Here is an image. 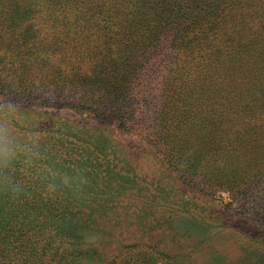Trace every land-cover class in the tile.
I'll return each instance as SVG.
<instances>
[{
    "label": "trees",
    "instance_id": "trees-1",
    "mask_svg": "<svg viewBox=\"0 0 264 264\" xmlns=\"http://www.w3.org/2000/svg\"><path fill=\"white\" fill-rule=\"evenodd\" d=\"M225 3L223 0H0L1 47L12 60L1 73L4 77L39 81L36 90L51 94L47 105L87 109L101 119H115L128 100L131 106L145 104L147 108H137L133 116L131 113V125L141 128V135L157 148L177 178L202 192L218 184L232 193V208L236 202L238 210L250 211L249 206L253 209L255 201L243 197L245 193L239 190L244 182L236 181L237 174L226 182L217 180L226 177L225 163L231 152L221 153L213 137L203 140L194 137L196 132L209 128L239 125L245 133L242 146L245 162L264 166V71L256 74V80L247 76L252 83L233 91L240 97L234 102L241 105L239 117L202 116L208 112L201 105L212 101L213 110L217 105L214 82L206 75L212 72L203 74L202 68L220 58L215 42L225 33ZM27 23L37 36L32 49L22 45ZM226 40L233 41L229 47L239 45L236 51L253 49L247 44L240 45L231 36ZM66 46L71 54L66 52ZM225 69L221 66L218 71ZM121 88H131V95ZM146 88L150 90L142 94L141 90ZM153 101L156 105L151 107ZM41 142H45L44 138ZM43 146L50 164L64 174L79 175L83 183L49 194L37 176L22 174L21 178L30 182L26 183L27 196L13 201L0 195V264H177L176 254L164 242L126 244L122 255L117 251L109 257L103 250L106 245L85 244L72 230L71 219L87 216L92 207L97 209L102 202L110 207V198L99 202L97 195L92 199L82 197V188L91 186L95 192L99 189V175L89 179L90 172L84 174L83 158L61 161L58 142L51 148ZM93 152L87 154L88 160L94 158ZM238 152L241 154L239 149ZM212 162H216L214 167ZM114 168L103 169L105 179H112ZM31 176L33 179L28 180ZM177 215L172 212L165 224ZM259 223L264 227V215L259 217ZM249 247L253 253L264 255V244L256 242ZM213 261L214 258L212 264Z\"/></svg>",
    "mask_w": 264,
    "mask_h": 264
},
{
    "label": "rangeland",
    "instance_id": "rangeland-1",
    "mask_svg": "<svg viewBox=\"0 0 264 264\" xmlns=\"http://www.w3.org/2000/svg\"><path fill=\"white\" fill-rule=\"evenodd\" d=\"M223 1L226 2L223 5L226 29L225 33L220 34V41L215 42L218 43L216 54L220 53V58L202 68L205 69L203 74L212 72L206 75L214 82L217 95L214 93L217 104L215 110L210 105L212 101L201 105L208 112L202 116L212 119L239 117L241 105L234 102L240 97L237 98L233 91L252 83L247 76L256 80V74L264 71V0ZM26 27L22 45L32 49L37 36L32 26L27 23L24 25ZM230 36L240 45L252 46V51H236L239 45L229 47L233 45L232 40H226ZM2 44L1 39L0 99L11 100L19 105L20 131L38 130L37 133L45 140L43 144L48 148L58 142L62 150L59 153L61 161L83 158L86 162L84 174L90 172L91 176L86 174L89 179L99 175L101 180L96 192L91 186L82 188V197L92 199L97 195L99 202L105 197L110 198V207L104 206L102 202L96 209L92 204L87 216L71 219L72 230L85 244L106 245L103 250L109 257V254L114 255L117 251L122 255V247L126 244L159 241L174 251L177 264H212L213 258L214 264H264L263 254L248 249L256 242L264 244V227L257 224L259 217L264 215V166L259 162L254 165L245 162L242 150L245 133L241 126L213 127L205 132H196L194 137L200 140L213 137L221 153L231 152L225 163L226 177L217 180L226 182L237 174L236 181L244 182L239 191L245 193L243 197L254 200L255 204L253 209L251 205L250 211L243 212L237 209L236 202L234 208L230 206L232 193L221 189L218 184L202 192L200 188L197 190L177 178L163 162L157 148L141 135V128L131 125V113L133 116L137 108H147L145 104L131 106V100H128L113 120L98 118L87 109L47 105L51 94L37 91L40 82L36 79L3 76L1 70L6 64H12V60L8 58L6 49L1 47ZM67 49L68 46L66 52L71 54ZM221 66L226 69L219 72ZM226 77L228 80H224ZM129 89L121 88V91H129L131 95ZM147 90L150 88L141 90V93ZM30 93L32 95L27 96ZM155 105L153 101L151 107ZM225 105L229 108H225ZM231 106H235L234 109H230ZM231 128L233 130H228ZM67 146L70 147L69 151ZM91 152L94 158L88 160L87 154ZM46 163H51L48 156ZM215 165L216 162H212V166ZM111 167H115L112 179H105L102 171ZM91 181H88L89 184H92ZM172 212L179 215L171 222L172 226L171 223L168 226L165 220Z\"/></svg>",
    "mask_w": 264,
    "mask_h": 264
},
{
    "label": "clouds",
    "instance_id": "clouds-1",
    "mask_svg": "<svg viewBox=\"0 0 264 264\" xmlns=\"http://www.w3.org/2000/svg\"><path fill=\"white\" fill-rule=\"evenodd\" d=\"M19 116V105L0 99V195L13 201L27 196L22 174L37 176L49 194L79 187L83 183L79 175L64 174L54 164L46 163L41 136L31 130L21 132Z\"/></svg>",
    "mask_w": 264,
    "mask_h": 264
}]
</instances>
